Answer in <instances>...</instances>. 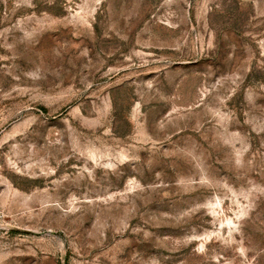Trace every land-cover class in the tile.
Segmentation results:
<instances>
[{"label":"rangeland","instance_id":"374dc122","mask_svg":"<svg viewBox=\"0 0 264 264\" xmlns=\"http://www.w3.org/2000/svg\"><path fill=\"white\" fill-rule=\"evenodd\" d=\"M0 264H264V0H0Z\"/></svg>","mask_w":264,"mask_h":264}]
</instances>
